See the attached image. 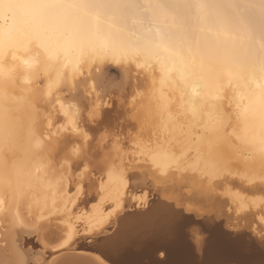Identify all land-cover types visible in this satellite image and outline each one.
<instances>
[{
	"label": "bare ground",
	"instance_id": "6f19581e",
	"mask_svg": "<svg viewBox=\"0 0 264 264\" xmlns=\"http://www.w3.org/2000/svg\"><path fill=\"white\" fill-rule=\"evenodd\" d=\"M130 62L155 78L149 107L159 144L136 173L120 167L110 187L90 196L100 201L92 222L106 214L103 199L118 208L115 221L127 177L146 181L152 170V181L188 185L170 169L212 181L237 157L264 187V0H0V244L16 252V264H30L25 234L64 236L54 254L76 244V200L56 168L61 162L69 171L84 161L72 135L81 131L82 105L73 101L84 85L107 88L109 66ZM102 98L91 103L99 113ZM192 186L183 192L217 208L228 205L211 187ZM239 207L237 216L252 222ZM252 232L259 234L254 226Z\"/></svg>",
	"mask_w": 264,
	"mask_h": 264
},
{
	"label": "rangeland",
	"instance_id": "374dc122",
	"mask_svg": "<svg viewBox=\"0 0 264 264\" xmlns=\"http://www.w3.org/2000/svg\"><path fill=\"white\" fill-rule=\"evenodd\" d=\"M109 64L111 65L112 63ZM133 67L134 64L131 62L114 63V65L109 66L106 75L102 78L103 84L107 88L94 87L91 89L88 85H84L80 88L82 96L77 97L73 101L77 107L82 105L78 108L81 131L77 135H72L77 138L73 144L74 148L78 149L77 152L82 155L84 161L78 160L79 166L69 171L63 168L61 162L57 164L56 168L61 170L60 175L67 177L71 181V195L73 198L75 197L77 204L74 210V217L79 226L76 232V243L80 237L91 236L92 230L98 229V226L101 224L103 225L101 228L104 230L112 222V215L119 211L115 207V204H112L108 199H103L105 204H109L106 207V214L101 218V223L92 222L91 216L94 213L93 210L100 201H97L95 198L91 199L90 196H99L101 188L106 189L110 187L111 178L116 176L120 167L125 169L126 173H131L133 169L132 172H137V167L144 166L148 162L146 152L153 145L159 144V140H156L159 125L156 122L153 110L149 107L150 91H153L150 86L154 85V82H151L152 85L149 84L155 78L151 79L147 77L148 74L146 75L145 72H142L143 67H136L139 69L135 67L134 69ZM123 84L125 88L118 90ZM100 96H103L102 99L104 100L101 102L103 105L101 104L102 110L99 113L93 110L91 103L94 97ZM157 146L159 147L160 145ZM236 158H228L226 160L227 165L221 171L220 177L212 181L207 180L203 175L199 176L189 171L190 169L187 168H178L177 170L180 174L172 168L170 169V173H175L176 181H182L180 176H184L188 185H193L191 188H199L196 186L203 185L214 189V193L218 197L226 200L228 205H225V210L227 213L237 216V209L242 208L239 207L242 205L246 209L245 214H251L253 217L252 228L254 226V229L258 231L260 227L263 230L262 233H264V187L259 185H263V179L251 178L253 175L243 167V164L247 162L241 161L244 160L243 158L237 161ZM145 159L147 160L145 161ZM181 170L182 172H180ZM152 171L146 180H150L152 175L155 176ZM154 172L159 174L160 177L164 175L160 171H157V169H154ZM178 177L180 180H178ZM140 182L144 183L146 181L127 177L126 188L121 195L122 212L130 210L131 206H135L137 209L141 208L144 199L146 200L145 206L147 205L149 201L148 188ZM257 184L262 188L257 186L258 189L255 190L254 186ZM190 186L187 188L189 189ZM36 221L39 222V219ZM88 221L89 223L87 224L86 222ZM32 226L29 229H32ZM32 234L24 235L26 240H28L27 243H30L27 244L25 241L24 246L22 245L23 249L21 248L30 264L33 261L42 264H69L65 261V257L72 255L88 256L77 253L76 244L74 245L75 247L73 246L74 249L72 248L69 252L57 251L55 254L58 256H56L53 253V247L62 243V240L65 238L63 235L62 238L57 239V236L50 234L38 240L37 236L34 233ZM28 247L31 249L29 250ZM0 248H4L2 244H0ZM4 250L5 252L1 254L3 263L16 264V252H12L8 248H4ZM44 250H47V252L50 250L52 254L51 252H46L47 254L41 255V252H45ZM64 253H67V255L65 254V256ZM52 255H55V258ZM74 257L82 260L83 263L78 260L72 264H91L87 260L80 259L77 256ZM88 258L93 260L94 264H97L96 259L90 256Z\"/></svg>",
	"mask_w": 264,
	"mask_h": 264
},
{
	"label": "water",
	"instance_id": "95a60500",
	"mask_svg": "<svg viewBox=\"0 0 264 264\" xmlns=\"http://www.w3.org/2000/svg\"><path fill=\"white\" fill-rule=\"evenodd\" d=\"M142 185L147 205L131 206L103 232L80 237L76 252L107 264H264V233L260 227L253 233L251 221L184 193L186 183L156 178ZM74 256L94 264L89 255Z\"/></svg>",
	"mask_w": 264,
	"mask_h": 264
}]
</instances>
